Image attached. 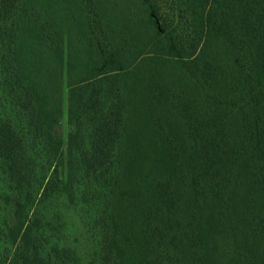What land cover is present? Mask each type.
I'll return each mask as SVG.
<instances>
[{
  "label": "trees",
  "instance_id": "obj_1",
  "mask_svg": "<svg viewBox=\"0 0 264 264\" xmlns=\"http://www.w3.org/2000/svg\"><path fill=\"white\" fill-rule=\"evenodd\" d=\"M61 196L89 264H264V0H0V264H81Z\"/></svg>",
  "mask_w": 264,
  "mask_h": 264
},
{
  "label": "rangeland",
  "instance_id": "obj_2",
  "mask_svg": "<svg viewBox=\"0 0 264 264\" xmlns=\"http://www.w3.org/2000/svg\"><path fill=\"white\" fill-rule=\"evenodd\" d=\"M130 5H133L136 11H139L145 4V0H125ZM65 41L67 42V34L64 32ZM67 43L65 45V53L63 58V72H64V81L63 87L61 90V110L58 113V123L55 126L56 133L61 136L63 140V148L65 152L67 151V141L68 133L71 129V126L67 122V80L66 73L67 69ZM64 172L67 171L66 157L64 158ZM89 202L94 204L101 203V199H86ZM45 203L46 208L43 209V212L46 213V218H49L53 214L61 217V230L58 232V236L61 237L63 242L72 244L79 249V255L82 260L81 264H89L93 259L95 253L96 244L95 241L99 236L94 235L92 228V217H94L98 210L96 211V206L93 209L84 202L75 203L69 199L68 196L55 197L47 200ZM125 205V204H124ZM44 206V205H43ZM123 206V203L122 205ZM55 236L56 238L58 237Z\"/></svg>",
  "mask_w": 264,
  "mask_h": 264
}]
</instances>
